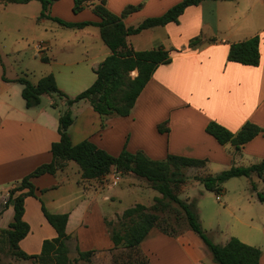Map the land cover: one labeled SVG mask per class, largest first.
I'll return each instance as SVG.
<instances>
[{"label":"crops","instance_id":"obj_1","mask_svg":"<svg viewBox=\"0 0 264 264\" xmlns=\"http://www.w3.org/2000/svg\"><path fill=\"white\" fill-rule=\"evenodd\" d=\"M105 1L106 7L118 16L124 15L133 6L135 9L122 18L127 26H132L148 17L162 16L183 0ZM30 2L0 3V6L2 11L10 14L12 11L9 7L19 9V6L26 7ZM97 2L99 0L95 1ZM73 6L74 0H58L52 4L48 13L51 17L69 22L101 21L100 16L93 11L94 3L78 13L74 12ZM12 13L16 15V20H34V15L28 13ZM39 18L42 22L51 19ZM90 26L94 27L95 33L99 31L105 46L84 45L80 49H60L61 54L65 53V58L81 51L84 56L82 60L91 62L89 70L80 65L82 61H63L58 64L62 66L58 71L48 70L39 78L30 79L37 83L41 77L52 73L58 87L70 97L91 86L97 78L95 70L112 51L103 40L99 26L87 25L74 29L84 31ZM87 34L90 35L86 32L77 39L85 41ZM199 35L206 41L190 46V41ZM255 35L260 36L259 65L228 60L232 43ZM145 37H150V40ZM97 39L94 34L95 43ZM127 41L136 50L163 46L171 51L172 60L158 66L128 116L102 117L90 104H83V112L90 121L85 119L81 122V117L78 116L70 126L69 132L74 144L89 139L114 156L127 150L132 153L143 151L156 160L166 159L169 154L207 159L204 168L208 163L228 168L233 164L243 165L239 162L245 158V154L258 159L251 164L264 159V130L239 150L230 142L220 144L206 131L211 121H216L235 133L247 122L264 129V0H203L199 4L188 6L180 15L178 23L169 22L144 29L138 34L129 35ZM40 43L41 47L38 46ZM39 44L35 48L41 60L50 65L52 57L47 52H52V41L48 39ZM137 73L134 70L132 76ZM21 76H8L5 63L0 57V204H5L10 189L26 175L38 166L52 161V144L60 140L58 127L61 112L58 113L57 107L53 105L56 102L54 95L43 94L42 98L45 95L50 97L48 103L43 105L42 99L39 105L33 107H27L26 100L22 105L12 100L9 86L18 82L17 79ZM25 76L29 78L28 74ZM80 102L73 104L71 110ZM165 122H168L169 130L161 132L159 126ZM85 181L79 165L73 161H69L57 174L46 173L31 179L36 187V195H29L25 199L23 219L29 223L30 231L19 242L22 250L28 254H40L44 241L57 237L56 230L42 210L44 203L50 212L69 213L66 231L70 238L67 244L70 260L74 264L76 258L72 256L70 247L72 237L78 254L79 251L91 249L95 252L114 251L110 234H104L108 228L107 221H112L126 208L120 211L103 209L98 192L88 189ZM117 186L116 189L108 188L109 191L103 197L105 203L115 202L112 199L114 196L118 201L130 199L135 193L128 183ZM27 190L26 188L25 191ZM151 190L153 197L161 196L158 191L153 188ZM136 203L142 202L135 199L130 207ZM13 217L14 206L5 204L0 210V228H7ZM97 223H102L99 225L102 230L99 233L101 242L94 243V227ZM262 231L264 233V223ZM195 234L192 230H186L177 236H170L153 228L140 248L152 264H202L211 252ZM262 251L260 264H264L263 248ZM28 261L15 259L17 263Z\"/></svg>","mask_w":264,"mask_h":264},{"label":"trees","instance_id":"obj_2","mask_svg":"<svg viewBox=\"0 0 264 264\" xmlns=\"http://www.w3.org/2000/svg\"><path fill=\"white\" fill-rule=\"evenodd\" d=\"M32 0H0V3H28ZM42 4L40 17H48L65 27L82 28L87 25H97L101 29V36L111 49L108 55L97 67V78L87 89L74 97L68 96L57 85L54 74L50 73L41 77L34 83L27 76L17 79L23 85L22 96L26 100L27 107L37 106L41 103L43 94L55 95L66 98L69 108L63 111L59 117L58 131L60 140L52 144L53 159L49 163L38 166L26 175L19 184L10 189L6 205L14 206V217L7 228H0V232L7 236L12 253L20 259L31 260L33 264H74L69 257L67 240L70 235L66 228L69 213L50 212L45 204L42 210L48 222L57 232V237L45 240L40 254H28L19 246V242L29 233L30 225L23 219L25 211V199L29 195H36V187L31 182L33 177L46 173L57 174L63 170L69 161H75L81 171L83 179H100L108 175L112 169L122 173H134L145 178L151 183V187L161 196L155 197L151 207L143 203H136L126 208L119 215L118 227H110V239L113 249L121 246L141 251L140 245L153 228H158L170 236H177L183 232L170 229V224L159 211L173 210L176 214L184 216L187 225L186 230L194 231L210 250L214 260L219 264H260L262 249L248 244L237 236H231L225 244L215 243L202 227L199 216L195 210V202L183 200L179 197L177 188L184 182L183 168L205 167L207 159L169 154L166 159H152L143 151L136 153L123 150L118 156H114L97 146L89 139L77 144L71 140L69 128L75 122L71 106L79 101L86 100L100 115L128 116L135 105L138 96L146 84L152 78L159 65L169 63L172 60L170 50L163 46L136 50L130 47L127 37L140 33L142 30L166 25L169 22H179L180 15L190 5L199 4L203 0H183L176 4L160 17H148L137 25L127 26L123 16L135 8L129 7L124 15L118 16L106 7L105 0H74L73 10L78 13L94 3L93 11L100 16L101 21L93 22H69L60 18L51 17L49 9L58 0H38ZM206 41L201 35L190 41V46H195ZM260 36L234 42L230 45L228 60L240 62L246 65L257 66L260 63ZM137 70V75L132 72ZM57 102H54L56 106ZM161 132L168 131V122L159 126ZM262 129L257 124L247 122L238 132H232L226 126L211 121L206 131L213 135L220 144L232 143L237 150L256 137ZM257 174L264 178V159L248 166L233 164L217 174L208 172L198 177L205 188L216 193L224 190V183L234 177H251ZM28 189L25 191V189ZM256 190V186L254 185ZM17 192H19L17 194ZM258 199L264 203V193L258 191ZM170 201L176 203L179 208L172 206ZM183 212V213H182ZM111 225V222H107ZM95 250L79 251V257L91 260ZM146 255V254H145ZM147 256V255H146ZM114 263L120 264L119 257L114 256ZM152 264L147 256V262L128 261L122 264Z\"/></svg>","mask_w":264,"mask_h":264},{"label":"rangeland","instance_id":"obj_3","mask_svg":"<svg viewBox=\"0 0 264 264\" xmlns=\"http://www.w3.org/2000/svg\"><path fill=\"white\" fill-rule=\"evenodd\" d=\"M17 8L18 7H9V10L17 12L18 14L28 13V15H34V20H29L28 22L22 21L21 19L16 20V15L14 13L8 10L10 14H7L5 11H2V7L0 6V57L5 63L8 76L17 77L28 74L29 78L32 80L37 79L42 73L48 70L58 71V68L62 67L58 64L63 61H67V63L82 61L80 65L86 66L85 70H89L91 62L89 60H82L84 56L81 54V51H78L77 55L70 54L71 56H66L65 58V53L61 54L60 49L62 47H75L80 49L84 45L93 47L94 45L98 47H100V45L105 46L100 38L99 31L95 33L93 26L88 27L84 31H80L79 29L61 26L53 19H47L45 22L39 20L42 4L37 0L31 1L26 7L19 6V9ZM86 32L90 33V35L87 34L85 41L77 39L79 35H85ZM94 34L98 37L96 43L94 42ZM48 39L52 41V52H47L48 55L52 57L50 65L41 60L40 54L35 48V45L39 44V42ZM145 39L150 40V37H145ZM148 45H150V43H148ZM9 87L11 88L12 100L20 102L21 105L24 104L25 99L22 96V84L14 82L12 86ZM42 99V104L45 105L50 100V97L45 95ZM54 99L57 102L56 107L58 113H62L61 110L64 111L69 108L66 98L62 100L55 94ZM83 104L90 103H88V101H81L74 105V108H72L73 116L75 120L80 116L81 122L85 119L90 121L83 112ZM244 156L245 158L239 163L246 166L258 160L251 155L245 154ZM73 163L77 165L76 162L73 161ZM226 168L228 167L217 163H208L206 168H183L182 172L185 179L177 188L179 197L183 200L195 202V210L199 216L202 227L215 243L224 244L230 236H237L246 243L259 247L261 246L264 249V233L262 231L264 223V203L257 197L258 191L264 193V179L260 178L257 174H253L251 177H234L224 183V190L219 194L207 190L204 184L198 180V177L201 175H205L208 172H220ZM115 172V169H112L108 175L100 179H86L85 181V185L88 189L98 192V198L101 201L103 209L109 211L110 209H115L116 211H120L130 207L135 199L138 202L146 203V205L148 204L149 207L153 205L155 197H153L151 183L147 179L138 177L131 172L122 173L120 171V179L116 181L114 179V175H116ZM122 183H128V185L135 190L134 195L131 196L130 199L124 198L122 201H118L114 196L112 199L115 202L109 201L105 203L103 197L109 191L108 188L112 187L116 189L118 188L117 185ZM254 185L257 188L256 190L254 189ZM219 195L221 196L220 200L217 199ZM7 196H9V194ZM166 201L172 206L179 208L176 203L169 199H166ZM4 206V203L0 204V210ZM159 213L161 216H165L168 219L171 226L170 229L175 228V230L179 232H185L184 230L186 229L187 222L181 213L176 214L173 210H168L166 212L159 211ZM118 217L119 215L112 219V221H109L111 225L107 224L108 228L105 230L104 234L109 236L110 227H118ZM101 224L102 223H97L96 227H94V243L98 241L101 242L99 236V233L102 232L99 227ZM195 235L197 236V234ZM70 247L72 256L76 258V264H115L113 260L114 256L117 258L119 257L120 264L130 260L131 262H147L145 253L127 249L123 246L115 249L111 253L97 251L92 255L90 261L79 258L74 237L70 240ZM16 258L17 257L12 253L7 236L0 232V264H33L31 260L24 263H17L15 262ZM202 264L219 263L214 260L210 253L209 256L203 260Z\"/></svg>","mask_w":264,"mask_h":264},{"label":"built area","instance_id":"obj_4","mask_svg":"<svg viewBox=\"0 0 264 264\" xmlns=\"http://www.w3.org/2000/svg\"><path fill=\"white\" fill-rule=\"evenodd\" d=\"M38 46L41 47L42 44L40 43ZM115 174H116V175H114V179L117 181V180L120 179V175H119V174H120V171H116ZM217 198L220 199V198H221L220 195L217 196Z\"/></svg>","mask_w":264,"mask_h":264}]
</instances>
